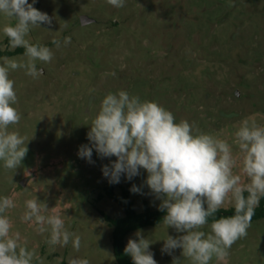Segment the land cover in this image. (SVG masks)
Listing matches in <instances>:
<instances>
[{
  "label": "rangeland",
  "instance_id": "1",
  "mask_svg": "<svg viewBox=\"0 0 264 264\" xmlns=\"http://www.w3.org/2000/svg\"><path fill=\"white\" fill-rule=\"evenodd\" d=\"M34 7L52 24L31 28L26 39L50 47L54 56L48 63L36 62L44 72L39 78L23 69L9 72L17 93L14 107L21 114L10 130L27 138L28 152L14 173L0 161V197L13 198L16 207L7 212L12 231L43 264H68L70 257L118 264L106 218L122 217L124 210L106 197L104 187L110 183L101 170L116 157L102 159L93 149L90 164L78 156L79 147L90 144L87 133L102 99L123 90L155 101L176 122L187 120L227 140L237 154L234 133L240 122L254 119L264 126V0H125L122 8L106 0H37ZM81 15L93 22L81 25ZM14 22L0 15L1 51L15 50L2 31L5 23ZM65 37L71 38L67 46ZM53 38L61 41L59 49ZM7 57L20 59L23 53ZM146 178L141 169L131 180L122 175L112 184L115 194L128 187L138 213L145 204L159 209L161 203L144 184ZM133 185L141 192H131ZM33 197L47 203L46 214L56 208L65 227L80 235L79 252L71 243L48 245L49 233L39 234L21 220L25 201ZM138 230L153 242L157 264H173V257L190 264L182 249L161 252L167 235L183 233L161 221L127 233L125 247ZM210 264H264V218L251 221L248 235L232 245L226 261L213 258Z\"/></svg>",
  "mask_w": 264,
  "mask_h": 264
},
{
  "label": "clouds",
  "instance_id": "2",
  "mask_svg": "<svg viewBox=\"0 0 264 264\" xmlns=\"http://www.w3.org/2000/svg\"><path fill=\"white\" fill-rule=\"evenodd\" d=\"M36 2L0 0V15L15 21L2 28L10 48L25 49L20 59L0 57V161L13 173L28 148L27 138L18 130H10V126L19 124L21 114L14 107L17 93L9 72L23 69L26 75L39 78L44 72L36 62L48 63L54 56L50 47L26 39L31 28L52 24L47 13L34 7ZM106 2L116 8L125 5V0ZM51 43L57 49L61 47L56 38ZM70 43V37L63 39L64 46ZM234 137L237 154L227 140L201 131L187 120L176 122L173 113L157 102L142 101L121 90L109 92L102 99L87 133L90 144L81 145L78 156L90 164L94 163L93 149L102 159L116 157L110 166L101 169L110 184L119 183L122 175L131 180L145 170L144 184L161 201L159 210H166L163 225L183 233L167 235L161 252L172 255L175 249H182V256L190 264H210L213 258L226 261L232 245L248 235L254 211L264 197V126L254 119H244ZM130 191L138 193L141 188L133 185ZM226 204L234 207L235 215L209 223V218ZM15 207L12 197H0V264H43L26 241L21 243L20 233L12 231L7 212ZM25 209L21 220L31 222L29 226L39 234L49 233L48 245L66 247L71 243L79 252L80 235L65 227L56 208L46 214L47 203L33 197L25 201ZM205 226L210 228L208 233L202 230ZM135 237L128 240L124 253L131 256L133 264H157L150 250L153 242L139 230ZM180 262L173 257V264ZM68 264L90 261L70 257Z\"/></svg>",
  "mask_w": 264,
  "mask_h": 264
},
{
  "label": "trees",
  "instance_id": "3",
  "mask_svg": "<svg viewBox=\"0 0 264 264\" xmlns=\"http://www.w3.org/2000/svg\"><path fill=\"white\" fill-rule=\"evenodd\" d=\"M24 51L25 49L22 47L15 49L13 52L0 50V57L24 53ZM104 191L107 198L114 200L116 203L121 205L124 210V215L122 217L106 218L109 226L112 228L111 236L115 260L118 264H133L131 256L124 253L125 235L130 231L161 222L163 217L166 215V210L160 211L159 209H152L145 204L144 210L138 213L134 210L133 203L129 198L128 187H121L120 193L115 194L112 184H108L104 187ZM247 194L248 193L245 192L244 196ZM233 215H235L234 208L227 210L219 209L215 213L214 217L209 218V223H211L213 219H219L221 217L227 218ZM260 218H264V197L260 199L259 205L254 211L252 220Z\"/></svg>",
  "mask_w": 264,
  "mask_h": 264
},
{
  "label": "water",
  "instance_id": "4",
  "mask_svg": "<svg viewBox=\"0 0 264 264\" xmlns=\"http://www.w3.org/2000/svg\"><path fill=\"white\" fill-rule=\"evenodd\" d=\"M79 22H80L81 25H86V24H89V23L93 22V19H91V18H89V17H87L85 15H81L79 17ZM23 183L24 182L22 181V184Z\"/></svg>",
  "mask_w": 264,
  "mask_h": 264
}]
</instances>
